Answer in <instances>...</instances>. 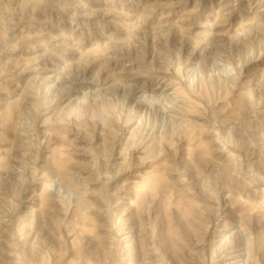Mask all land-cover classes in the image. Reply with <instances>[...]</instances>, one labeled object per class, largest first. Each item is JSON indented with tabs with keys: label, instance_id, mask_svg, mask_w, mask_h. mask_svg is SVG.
Here are the masks:
<instances>
[{
	"label": "rangeland",
	"instance_id": "rangeland-1",
	"mask_svg": "<svg viewBox=\"0 0 264 264\" xmlns=\"http://www.w3.org/2000/svg\"><path fill=\"white\" fill-rule=\"evenodd\" d=\"M259 239L264 0H0V264H264Z\"/></svg>",
	"mask_w": 264,
	"mask_h": 264
},
{
	"label": "bare ground",
	"instance_id": "bare-ground-1",
	"mask_svg": "<svg viewBox=\"0 0 264 264\" xmlns=\"http://www.w3.org/2000/svg\"><path fill=\"white\" fill-rule=\"evenodd\" d=\"M4 115H7V110H5ZM258 242V241H257ZM259 242L264 246V239H259ZM264 249V248H263ZM264 252V251H263ZM228 254V253H227Z\"/></svg>",
	"mask_w": 264,
	"mask_h": 264
}]
</instances>
